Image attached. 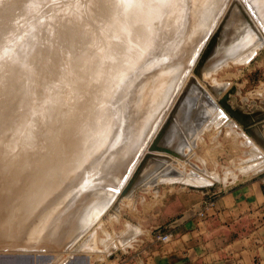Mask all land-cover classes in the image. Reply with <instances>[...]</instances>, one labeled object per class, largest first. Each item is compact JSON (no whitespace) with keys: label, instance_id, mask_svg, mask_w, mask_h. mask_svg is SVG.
<instances>
[{"label":"rangeland","instance_id":"obj_1","mask_svg":"<svg viewBox=\"0 0 264 264\" xmlns=\"http://www.w3.org/2000/svg\"><path fill=\"white\" fill-rule=\"evenodd\" d=\"M97 1L0 0V264L144 263L155 229L186 219L203 222L216 209L215 205L204 217H191L204 200L212 198L216 202L227 191L264 181V19L258 12L260 7L264 12V0H253V5L252 0H163L165 4L159 0L157 5L155 0L149 1L156 2L152 6L160 10L149 3L142 7L141 0ZM93 2L98 4L93 6ZM120 4L126 8L122 6L119 11ZM109 8L117 11L111 10L117 20L119 14L125 17L123 27L130 19H142L149 27L150 20L157 17L159 22L150 23L149 29L144 25L146 35L143 31L144 41L140 43L146 45L135 44L141 39V32L133 30H137L135 25L129 33L131 30L140 39H133L131 33L122 36L129 42L120 39L122 26L105 28L114 19ZM126 9L132 10L127 15L134 16L129 21ZM149 13L156 17L148 18ZM161 20L165 26L161 23L163 29L158 30L155 27ZM192 28L201 30L198 38L193 31L196 39L189 37L194 35ZM146 30L149 38L159 32L151 38L155 42L147 39ZM91 31L95 33L92 41ZM114 38L134 45L117 43L123 54L132 47L140 51L132 50L138 53L135 58L128 57L133 53H125L127 60L132 58L127 63L126 55L121 54L124 58L120 62L121 55L114 54L119 61L115 63L111 53L117 52L109 51L111 47L106 44ZM145 39L153 46L158 44L153 47ZM80 49L84 52L79 53ZM97 54L106 61L95 58L93 62ZM110 55L114 65L119 67L120 63L122 67L124 62L126 66V70L116 68L123 72L118 77L113 78L116 72ZM85 61L87 67L83 66ZM107 62L111 69L101 66ZM80 64L83 72L82 68L78 72L88 74L90 79L73 71ZM161 78L165 81L163 88V81L157 84ZM153 85H161V91L156 87V95ZM152 88L160 101L165 93L164 104L154 101L165 107L158 103L159 109L151 114L155 117L148 121L147 112L148 117L141 112L147 111L148 100L143 101L153 97L149 93ZM91 90L101 91V95ZM105 90L106 96L102 94ZM95 101L100 111L94 108ZM91 108L92 112L88 111ZM103 111L107 117L117 115L111 121ZM96 121L108 126L101 122L97 125ZM138 124L145 131L142 136ZM155 142L178 155L153 148ZM198 177L204 182H197ZM242 197L264 206V184L245 189Z\"/></svg>","mask_w":264,"mask_h":264},{"label":"crops","instance_id":"obj_2","mask_svg":"<svg viewBox=\"0 0 264 264\" xmlns=\"http://www.w3.org/2000/svg\"><path fill=\"white\" fill-rule=\"evenodd\" d=\"M262 183L254 181L218 196L216 209L203 222L195 218L165 225L161 229L173 239L152 238L146 261L140 264H264V206L242 197L245 189Z\"/></svg>","mask_w":264,"mask_h":264},{"label":"bare ground","instance_id":"obj_3","mask_svg":"<svg viewBox=\"0 0 264 264\" xmlns=\"http://www.w3.org/2000/svg\"><path fill=\"white\" fill-rule=\"evenodd\" d=\"M90 1H91V0H90ZM95 1H97V0H95ZM139 1H140V0H139ZM141 1H143V4H140V5H141V6L143 5L144 8H146V7H147V4L149 3L150 0H148V2H145L146 0H141ZM141 1H140V3H141ZM152 1H153V0H151L150 2L152 3ZM155 1L157 2V3L155 2L156 4L153 2L155 5H157V4L160 3L159 0H155ZM85 2H86V1H85ZM97 2H98V1H97ZM97 2H93L91 5L94 6L95 4H98V3H99V2H98V3H97ZM111 2H112V1H110V4H111ZM158 2H159V3H158ZM163 2H164V1L162 0V3H163ZM185 2H187V1H185ZM248 2H249V0H248ZM252 2H253V0L251 1V4H252ZM94 3H95V4H94ZM113 3H114V2H113ZM118 3H119V2H118ZM136 3H137V2L135 1V5H136ZM145 3H147V4H145ZM151 3H149V5H150ZM144 4H145L146 6H145ZM154 4H151V6L154 5ZM164 4H165V2H164ZM253 4H254V2H253ZM253 4H252V5H253ZM258 4H262V3H258ZM258 4H257V5H258ZM29 5H30V4H29ZM59 5H60V4H59ZM82 5H83V4H82ZM120 5H121V4H120ZM138 5H139V2H138ZM140 5H139V6H140ZM86 6H87V4H86ZM95 6H96V5H95ZM122 6H123V5L120 6L121 8L119 7V5L116 6V10H117V8L119 7L118 10L120 9L119 11H121V10H122ZM143 6H142V7H143ZM151 6H150V8H151ZM160 6H161V5H160ZM258 6H259V5H258ZM260 6H261V5H260ZM263 6H264V4H263ZM52 7H53V6H52ZM112 7H115L114 4L112 5ZM112 7L110 6V8H112ZM123 7H124V6H123ZM133 7H134V6H133ZM142 7H140V8H142ZM152 7H153V6H152ZM155 7H156V6H155ZM155 7H153V8H155ZM158 7H159V6H158ZM158 7H156V8L159 9L160 7H159V8H158ZM162 7H163V5H162ZM70 8H71V7H70ZM83 8H84V7H83ZM110 8H109V10H108V13H109V14H111V13H112V14H115V13L118 11V10L115 11V9L113 8L114 10L111 9V10H113V11L115 12V13H113V11L111 12ZM124 8H126V7H124ZM124 8H123V10H124ZM261 8H263V7H260V9H259L260 11H261ZM157 9H156V10H157ZM160 9H161V8H160ZM160 9H159V10H160ZM164 9H165V8H164ZM28 10H29V9H28ZM257 10H258V7H257ZM259 10H258V12L260 13V15L262 16V18L264 19V12H263V11L260 12ZM262 10H263V9H262ZM29 11H30V10H29ZM209 11H210V10H209ZM62 12H64V11H62ZM131 12H132V10H131ZM131 12H129V11L127 12V9H126V15H127V13L129 14V13H131ZM133 12H134V10H133ZM108 13H107V14H108ZM120 13H121V12H120ZM109 14H108V15H109ZM112 14L110 15V17H111V18H114V19H111V20H110L111 22L108 20L109 23L106 24L107 27H105V28H109V29H111V28H113L112 25L115 26V27H117V26H118V27L122 26L121 29H122V32H123V33H122L121 35H119V36L121 37L120 39L123 40L124 38L122 39V36H123V37L125 36V38H126L127 35H128V33H129V29L132 30V29H133L132 26L135 25L134 27H136L137 30H136V29H133V30H134L136 33H137V31H138V33L141 32V33H140V35H141V39H140L139 36H138L139 38L137 37L136 33H134V34H135V37H137V40H139V39L142 40V41L139 40V43H135V44H141V43L144 41V40H143L144 37L142 38V32L144 31L143 28L145 27L144 25H146V22H144L142 19H141L139 22H137L138 19L135 20V19H136V16H135V19H132V20H135L137 23H136V22H133V21L131 22V19H130V22H131V23L129 22L128 26L126 25L127 27H123L125 24L122 25L121 22H122V21L125 22V17H121L122 15L119 14V15L117 16V17H118V20H117L116 16H113ZM121 14H123V16H124V12H123V11H122ZM131 14H132V13H131ZM133 14H134V13H133ZM152 14H153V13H151V14L149 13V15H148V14H146V15H147L148 18L151 19V16H150V15H152ZM27 15H28V14H27ZM87 15H88V14H87ZM115 15H117V14H115ZM126 15H125V16H126ZM134 15H135V14H134ZM153 15H154V14H153ZM153 15H152V17H156V16H153ZM90 16H91V15H90ZM105 16H106V15H104L103 17H105ZM131 16H133V15H127L126 19L128 20L129 18H131ZM88 17H89V16H88ZM107 17H108V16H107ZM137 17H138V16H137ZM187 17H188V16H187ZM123 18H124V19H123ZM133 18H134V16H133ZM89 19H90V18H89ZM98 19L101 20L100 17H99ZM121 19H122V20H121ZM139 19H140V18H139ZM150 19H149V20H150ZM152 19H153V18H152ZM152 19H151L150 22H149V27H150L151 25H154L156 22H159V21H157V17H156V19H155L156 22H155L154 19H153V20H152ZM183 19H184V18H183ZM183 19H182V20H183ZM113 20H114L115 22H114ZM119 20H121V21H120V24H121V25H120V24H119V25H118V24H117V25H114V24H116V21H119ZM127 20H126V24L128 23ZM17 21H18V20H17ZM49 21H50V19H49ZM128 21H129V20H128ZM153 21H154V22H153ZM104 22H105V21H104ZM143 22H144V23H143ZM152 22H153L154 24H152ZM263 22H264V21H263ZM117 23H118V22H117ZM150 23H151V25H150ZM161 23L165 26V24L163 23V20H161L160 23H157V24H159L158 27H155V28H157L158 30H159V29L162 30V29H163V26L160 25ZM95 24L98 25L99 23H95ZM104 24H105V23H104ZM99 25H100V24H99ZM108 25H110L111 27L108 26ZM261 25H262V24H261ZM92 26H93V25H92ZM100 26H101V25H100ZM146 26H147L146 28L149 29L148 25H146ZM159 26H161V28H159ZM97 27H99V26H97ZM131 27H132V28H131ZM152 27H154V26H152ZM152 27H151V28H152ZM76 28H78V26H77ZM99 28H100V27H99ZM123 28H124V29H123ZM250 28H251V27H250ZM88 29H89V28H88ZM90 29H91V28H90ZM109 29H108V30H109ZM113 29H114V28H113ZM115 29H116V28H115ZM77 30H78V29H76V31H77ZM79 30H80V27H79ZM79 30H78V32H79ZM96 30H97V29H96ZM96 30H94V31H96ZM123 30H125L126 33H125ZM131 30H130V33L132 34ZM158 30H156V31H158ZM191 30H192V32H191L192 35L194 34L193 31H196V33L198 34V35H197V38L199 37V32H200V34H201V30H200V29H193V28H192ZM251 30H253V29L251 28ZM76 31H75V34L77 35L78 32L76 33ZM87 32H88V31H87ZM92 32H93V31H91V33H90V34H92V36H90L89 33H88L87 36L85 35V36H86V39L89 38L88 36H90V39H91V41H92V38L94 37L93 34H95V33H92ZM146 32H147V39H151V38L153 37V35H154V36H155V35L157 36V35H158L157 33H159V32H156V33L150 35V38H149V37H148V36H149V34H148L149 31L146 30ZM130 33H129V35H130ZM143 33L146 35L145 31H144ZM191 33H190V34H191ZM126 34H127V35H126ZM150 34H151V33H150ZM188 35H189V34H188ZM195 35H196V34L193 35L194 37H193V36H192V37L189 36V37H190V38H194V39H196V38H195V37H196ZM254 35H255V34H254ZM119 36H118V37H119ZM73 37H75V35H74ZM83 37H84V36H83ZM131 37H133V39L135 38L133 34L131 35ZM84 38H85V37H84ZM153 38H155V37H153ZM157 38H159V37H157ZM183 38H184V36H183ZM250 38H251V37H250ZM250 38H249V39H250ZM73 39H75V38H73ZM73 39H72V41H73ZM111 39H112V38H111ZM117 39L119 40V38H114L113 40H107V41H106V44L109 43V45H110V46L107 45V46H109L108 49L111 47V48L109 49V51H111L112 49H114V50L117 52V53H115V52L112 50V53H111V54H113L112 56H114V54H116L115 56H118V57H119L121 54H123L122 52H124V51H121V50H120V48H121L120 46H121V45H119L120 42H123V41L120 40V42H119V41H117ZM131 39H132V38H131ZM249 39H247V40H249ZM255 39H256V38H255ZM257 39H258V37H257ZM70 40H71V39H70ZM75 40H76V39H75ZM124 40H125V41L128 40V42H129V39H124ZM151 40H152V39H151ZM153 40H154V39H153ZM153 40H152V41H153ZM155 40H157V39H155ZM158 40H159V39H158ZM158 40H157V41H158ZM186 40H189V38L187 37ZM65 41H66V40H65ZM78 41H79V40H78ZM78 41H77V42H78ZM145 41H147V40L145 39ZM190 41H191V43L195 42V41H193V39H192V40L190 39ZM244 41H245V40H244ZM79 42H81V41H79ZM86 42H87V40H86ZM128 42H123V43H128ZM140 42H141V43H140ZM147 42L149 43V42H151V41L148 40ZM153 42H155V41H153ZM158 42H159V41H158ZM255 42H256V41H255ZM71 43H72V42H71ZM73 43H75V41H74ZM73 43H72V44H73ZM87 43H89V42H87ZM87 43H86V44H87ZM117 43H119V44H117ZM123 43H121V44H123ZM131 43H133V42L131 41ZM151 43H152V42H151ZM151 43H150V44H151ZM187 43H188V41H187ZM189 43H190V42H189ZM72 44H71V45H72ZM80 44H81V43H80ZM128 44H129V43H128ZM150 44H149V45H150ZM156 44H158V43L156 42ZM156 44H155V46H156ZM193 44H194V43H193ZM81 45H82V44H81ZM81 45H80V46H81ZM129 45H132V44H129ZM141 45H146V44L143 43V44H141ZM151 45L153 46L154 44L152 43ZM167 45H168V44H167ZM185 45H186V43L184 44V46H185ZM69 46H70V45H69ZM73 46H74V45H73ZM76 46H77V44H76ZM80 46H79V48H80ZM83 46H84V43H83ZM85 46H87V45H85ZM91 46H92V45H91ZM132 46H134V45H132ZM152 46H150V47H152ZM155 46H153V47H155ZM191 46H192V44H191ZM191 46H189V44H188V47H191ZM193 46H195V44H194ZM119 47H120V48H119ZM129 47H130V46H129ZM143 47H144V46H143ZM143 47H142V48L140 47L141 50L143 49ZM153 47H152V48H153ZM186 47H187V45H186ZM83 48H84V47H83ZM127 48H128V46H127ZM130 48H131V47H130ZM130 48H128V49H130ZM140 48H139V49H140ZM144 48H145V47H144ZM146 48H147V47H146ZM76 49L78 50L77 47H76ZM86 49H87V48H86ZM90 49H91V48H90ZM105 49H107V48L105 47ZM125 49H126V47H125ZM125 49H124V45H123L122 50H125ZM153 49H154V48H153ZM153 49H152V50H153ZM96 50H97V49H96ZM132 50H133V47H132ZM132 50L130 49V52H129V53H127V51H128V50H127L125 53H127L128 55H130L131 53H133V51H136V50H135V47H134V50H133V51H132ZM143 50H144V49H143ZM149 50H150V49H149ZM82 51L84 52V49H82ZM85 51H86V50H85ZM106 51H107V50H106ZM109 51H108V52H109ZM131 51H132V52H131ZM138 51H140V50H138ZM138 51H136V52H138ZM146 51H147V53H148V49H146ZM178 51H179V50H178ZM77 52H79V51H77ZM83 52H81V49H80V52H79V53H83ZM102 52L104 53V50H103ZM136 52L133 53L134 55L132 54V55H130V56H128V57L130 58V57H133V56H134V58H135L136 55L138 54V53L136 54ZM144 52H145V51H144ZM149 52H150V51H149ZM52 53H53V52H52ZM103 53H102V56H103L104 58H108L107 56H104ZM125 53L123 54V55H126V56H125L126 60H124V61H125V63H127V62H129L130 60H132V58H131L130 60H127L128 57H127V54H125ZM98 54H100V53H98ZM98 54H97L96 56H94V59H92L93 62H95V58H100V60H105V59H102V58H101L102 56L100 57ZM107 54H109V53H106V55H107ZM117 54H119V55H117ZM135 54H136V55H135ZM158 54H159V53H158ZM78 55H80V54L75 55V58H76V56H78ZM81 55H82V54H81ZM123 55H121V56L118 58V60H119L120 62H121V60H122L121 57L124 58ZM73 56H74V54H73ZM112 56L110 55L109 57L111 58ZM115 56H114V57H115ZM71 57H72V56H71ZM78 57H79V56H78ZM82 57H83V56H82ZM86 57H88V56L86 55ZM114 57H112V58H114ZM143 57H145V56H143ZM147 57H148V56H147ZM75 58H74V59H75ZM83 58H84V57H83ZM91 58H92V57L90 56L89 59H91ZM112 58L110 59L111 61L109 60V61H110V64H111V62H112V60H113ZM116 58H117V57H115V59H114V62H115V63H116V61H118V60H116ZM134 58H133V60H134ZM153 58H154V57H153ZM69 59H70V58H69ZM77 59H78V58H77ZM77 59L75 60L76 63H77ZM80 59H81V58H80ZM87 59H88V58H87ZM87 59H86V60H87ZM98 60H99V59H98ZM136 60H138V61H137L138 63H139V61H141L139 58L136 59ZM69 61H71V59H70ZM83 61H84V59H83ZM88 61H89V60H88ZM90 61H91V60H90ZM105 61H106V60H105ZM107 61H108V60H107ZM119 61H118V62H119ZM122 61H123V60H122ZM126 61H127V62H126ZM71 62H72V61H71ZM73 62H74V61H73ZM86 62H87V61H85V63H86ZM93 62H92V63H93ZM98 62L100 63V61H98ZM98 62H97V63H98ZM102 62H103V61H102ZM114 62H112V67H113V69H115L116 74H115V72L109 70V71L112 72V74H115V75H113V78H114V76H116L117 74H120L119 72H122V70H118V69H121L122 67H123V68H122L123 70L125 69V68H124V66H125L124 62H123V66H122V67H120V63H119V67H117L118 65H116V64H115V65H116V67H115ZM118 62H117V64H118ZM142 62H143V61H142ZM151 62H152V61H151ZM234 62H235V61H234ZM74 63H75V62H74ZM78 63H81V61L78 62ZM85 63H84L83 66H86V65L88 64V63H86V64H85ZM90 63H91V62H89V65H91ZM97 63H96V64H97ZM131 63H132V62H131ZM134 63H135V62H134ZM138 63H136V64L138 65ZM70 64H72V63H70ZM103 64H104V65H107L108 67H105ZM129 64H130V63H129ZM74 65H76V64H74ZM98 65H100V64H98ZM102 65L104 66L103 68H105V69H106V68L111 69V67H109V66H111V65H108V62H107V64H106V63H102L101 66H102ZM121 65H122V64H121ZM137 65H136V66H137ZM140 65H141V64H140ZM160 65H161V64H160ZM170 65H171V64H170ZM80 66H81V67H80ZM93 66H94V64H93ZM101 66H100V67H101ZM130 66H131V65H130ZM130 66H127V67L129 68ZM177 66H178V65H177ZM67 67H69V65H68ZM70 67H72V66H70ZM70 67H69V68H70ZM73 67H74V66H73ZM79 67H80V68H79L78 70L74 69V68H75V67H74V68H73V71L75 70V71L78 72V71L82 68V72H83V67H82L81 64L79 65ZM86 67H87V66H86ZM100 67H98V68H100ZM114 67H115V68H114ZM125 67H126V66H125ZM131 67H132V66H131ZM88 68H89V66H88ZM116 68H118V69H116ZM128 68H127V70H128ZM133 68H134V66H133ZM154 68H155V67H154ZM180 68H181V67H180ZM66 69H67V68H66ZM90 69H91V68H90ZM100 69H102V68H100ZM130 69H131V68H130ZM157 69H159V68H157ZM70 70H71V68H70ZM84 70H85V69H84ZM95 70H96V69H94V71H93V69H92L93 72H95ZM98 70H99V69H98ZM103 70H104V69H103ZM103 70H102V71H103ZM117 70H118V72H117ZM125 70H126V69H125ZM189 70H190V69H189ZM63 71H65V69H64ZM80 71H81V70H80ZM86 71H87V69H86ZM102 71H100L99 73H102ZM162 71H163V70L161 69V72H162ZM213 71H214V70H213ZM68 72H69V70H68ZM84 72H85V71H84ZM89 72H90V70H89ZM93 72H92V73H93ZM104 72H107L109 75H112V74H110V73L108 72V69H107V71L104 70ZM126 72H127V71H124V74H125ZM138 72H139V71H138ZM154 72H156V71H154ZM176 72H177V71H176ZM69 73H70V72H69ZM73 73H74V72H73ZM75 73H76V72H75ZM75 73H74V74H75ZM78 73H79V72H78ZM207 73H209V71H208ZM66 74H67V73H66ZM79 74H80V73H79ZM79 74H77V76H78ZM82 74H83V73H82ZM82 74H80V75H82ZM89 74H90V73H89ZM96 74H97V73H96ZM108 74H107L106 76H105V75H103V76H105V78H106V77L109 76ZM122 74H123V72H122ZM140 74H141V73H140ZM155 74H156V73H155ZM187 74H188V73H187ZM210 74H213L212 71L210 72ZM210 74H209V75H210ZM68 75H69V74H68ZM70 75H71V73H70ZM75 75H76V74H75ZM75 75H74V76H75ZM99 75H100V74H99ZM120 75H121V74H120ZM209 75H208V76H209ZM71 76H73V75H71ZM83 76H86V75L83 74ZM89 76L91 77V75H89ZM92 76H94V75L92 74ZM95 76L98 77V75H95ZM95 76H94V78H95ZM175 76H176V75H175ZM179 76H180V75H179ZM208 76H207V77H208ZM53 77H54V76H53ZM117 77H118V75H117ZM117 77H115V79H116ZM134 77H135V76H134ZM137 77H138V76H137ZM151 77H152V76H151ZM163 77H164V76H162V78H163ZM165 77H166V76H165ZM165 77H164V78H165ZM180 77H181V76H180ZM55 78H56V77H55ZM70 78H71V77H70ZM79 78H80V77H79ZM84 78H85V77H84ZM87 78L90 79V78L88 77V74H87L85 80H88ZM105 78H104V79H105ZM111 78H112V76H111ZM111 78H110V77L108 78V79H109V80H108V83H109V81H111V80H110ZM162 78L160 79V81H159L157 84L160 83V84L162 85V82H161V81H163ZM183 78H184V77H183ZM76 79H78V78H75V80H76ZM81 79H82V78H81ZM95 79H96V78H95ZM99 79H100V78H97V81H98ZM118 79H121V77H119ZM151 79H152V78H151ZM48 80H50V79H48ZM82 80H83V79H82ZM93 80H94V79H93ZM100 80H101V79H100ZM149 80H150V79H149ZM152 80H153V79H152ZM164 80H165V79H164ZM76 81H77V80H76ZM80 81H81V80L79 79L78 82H80ZM90 81H91V80H90ZM113 81L115 82V80H113ZM156 81H157V80H156ZM46 82H47V81H46ZM54 82H55V81H54ZM78 82H74V83H77V84H78ZM84 82H86V81H84ZM84 82H81V83H84ZM88 82H89V81H88ZM94 82H95V81H94ZM98 82H99V81H98ZM98 82H97V84H95L94 89H95L96 86L98 87ZM117 82H118V80H117ZM119 82H120V81H119ZM134 82H135V81H134ZM163 82H164V83H163V85H162V88H163V86H165V85H164V84H165V81H163ZM48 83H49V82H48ZM81 83H80V84H81ZM92 83H93V82H92ZM95 83H96V82H95ZM99 83H100V82H99ZM102 83H103V81H102ZM108 83H106L105 85H108ZM49 84H50V83H49ZM52 84H53V83H52ZM52 84H51V85H52ZM84 84H85V83H84ZM90 84H91V82H90ZM145 84H147V82H146ZM93 85H94V84H93ZM99 85H100V87L103 86V84L101 85V83H100ZM114 85H115V84H114ZM161 85H160V87H161ZM86 86H88V83H87ZM91 86H92V85H91ZM116 86L118 87L117 84H116ZM116 86H114V87H116ZM131 86H132V85H131ZM153 86H154V85H153ZM209 86H210V85H209ZM81 87H82V86H80V88H81ZM83 87H85V86H83ZM100 87H99V88H100ZM104 87H105V86H104ZM108 87H109V86H108ZM108 87H106V89H107ZM154 87H155V88H154L155 93L153 92V88H152V90H151L152 92L149 91V93H151V95L153 96V97H151V98L149 97L150 100H149L148 97H147V99H145L146 95H145V97H144V95H142V93H141L142 96L140 95V97L143 98V99H145L144 101H143V99H142L143 103H144L145 101H147V100L151 102V99L156 98V97L158 96V95H157V96L155 97V95L157 94V90L160 89V91H161V88H160L158 85H156V86H154ZM156 87L159 88V89H156ZM169 87H171V86H169ZM215 87H216V86H215ZM46 88H47V87H46ZM88 88H91V87L89 86ZM102 88H103V87H102ZM122 88H123V87H122ZM56 89H58V88H56ZM83 89H84V88H83ZM91 89H92V88H91ZM94 89H93V90H94ZM103 89H105V88H103ZM108 89H111V87H109ZM108 89H107V90H108ZM85 90H86V89H85ZM177 90H178V89H177ZM123 91H124V90H123ZM164 91H165V90H164ZM87 92H88V90H87L85 93L88 94ZM89 92H90V91H89ZM91 92H92V90H91ZM91 92H90V93H91ZM100 92H101V91H100ZM100 92H99V93H100ZM105 92H107V91H106V90H105L104 92L102 91V94L104 93V95L106 96L107 94H106ZM109 92H110V91H109ZM141 92H142V90H141ZM162 92H163V91H162ZM205 92H206V91H205ZM92 93H96V92H92ZM97 93H98V92H97ZM97 93H96V94H97ZM99 93H98V94H99ZM144 93H145V91H144ZM152 93H154L155 95L152 94ZM158 93H159V92H158ZM206 93H207V92H206ZM86 94H85V95H86ZM164 94H165V93H164ZM164 94H163V96H164ZM78 95H79V94H78ZM82 95H84V94H82ZM82 95H81V97H82ZM93 95H95V94H93ZM99 95H101V93H100ZM138 95H139V93H138ZM170 95H171V94H170ZM73 96H74V95H73ZM87 96H88V95H87ZM102 96H103V95H102ZM105 96H103V97H105ZM126 96H127V95H126ZM163 96H162V95L160 96V97H161V101L158 100V98H159V96H158V97H157V100L154 99L153 102H154V101H155V102L159 101V102H162L161 104H164V103H163V100H164V99H163ZM60 97H61V96H60ZM95 97H96V95H95ZM97 97H98V95H97ZM124 97H125V96H124ZM133 97H134V96H133ZM164 97H165V96H164ZM168 97H169V96H168ZM213 97H214V96H213ZM68 98H69V97H68ZM98 98L101 99L100 97H98ZM87 99H89V98H87ZM94 99L96 100V98H94ZM103 99H104V98H103ZM138 99H139V98H138ZM169 99H171V96H170ZM84 100H85V98H84ZM106 100H107V99H106ZM98 101H99V100H98ZM101 101H102V99H101ZM148 101H147V103H148ZM200 101H201V100H200ZM87 102H88V101H87ZM95 102H96V101H95ZM113 102L115 103L116 101H113ZM113 102H112V104H113ZM128 102H129V101H128ZM136 102L139 103V100L136 101ZM153 102L148 103V104L145 102V103H146L145 105H148V106H149L150 104H152L151 106H153V105L155 106V104H156V106H157V104L159 103V102H158V103H155V102H154V104H153ZM91 103H93V100H92ZM97 103H98V102H96V104L94 103V105H95L94 108H96L97 110H99V109H98L99 107L97 108V106H98ZM102 103H103V102H102ZM102 103H100V105H101ZM108 103H109V101L107 102V104H108ZM138 103H137V104H138ZM141 103H142V102H141ZM141 103H140L138 106H140ZM103 104L105 105V103H103ZM112 104H111V105H112ZM118 104H119V103H118ZM118 104H116V105H118ZM125 104H126V103H125ZM128 104H129V103H128ZM135 104H136V103H135ZM135 104H134V105H135ZM137 104H136V105H137ZM159 104H160V103H159ZM159 104H158V105H159ZM161 104H160V107L163 106V105L161 106ZM85 105H86V104H85ZM96 105H97V106H96ZM130 105H131V104H130ZM165 105H166V103H165ZM168 105H169V104H168ZM91 106L93 107V105H90V106H88V107H91ZM138 106H137V107H138ZM142 106H143V104H142ZM148 106H147L146 109H145V110H147V111H145V112H141L140 110H141L142 108H140V110H138V112L140 111V112L143 114V116H146V117L149 116V117H150V118L148 117L149 119L146 118V119L149 121L151 118L155 117V115L152 116L151 114H153V112H154V114H155V113H156L155 111L159 109V108H158L159 106H157V108H156V107H155V108L153 107V109H152V107H150V106L148 107ZM84 107H85V106H84ZM105 107H106V109H107V112L109 113L110 110L108 111L107 106H105ZM131 107H132V106H131ZM163 107H165V106H163ZM94 108H91V110L88 109V111H91V112H92V109H94ZM110 108H112V107H109V109H110ZM115 108L118 109L119 107H115ZM125 108H126V107H125ZM138 108H139V107H138ZM138 108H137V109H138ZM148 108H150V112H151V113L149 112L150 114H148ZM113 109H114V108H113ZM151 109H152L153 111H151ZM154 109H156V110H154ZM212 109H213V108H212ZM101 110H103V109H101ZM111 110H112V109H111ZM118 110H120V109H118ZM213 110H214V109H213ZM86 111H87V108H86ZM95 111H96V110H94V112H95ZM99 111H100V110H99ZM112 111L115 112L114 110H112ZM112 111H111V113H112ZM136 111H137V110H136ZM142 111H144V109H143ZM217 111H218V110H217ZM91 112H90V113H91ZM105 112H106V110H105ZM105 112L103 111L102 113H103L104 116L107 117L108 114L105 113ZM133 112H135V110H134ZM146 112H147V115H148V116L145 115ZM208 112H209V110H208ZM218 112H219V111H218ZM87 113H88V112H87ZM95 113H96V112H95ZM124 113H125V112H124ZM211 113H212V111H211ZM105 114H106V115H105ZM109 114H110V113H109ZM112 114H114V113H112ZM115 114H116V113H115ZM115 114H114V115H115ZM40 115H42V114H40ZM85 115H86V113H84L83 116H85ZM101 115H102V114H101ZM114 115H111V116L113 117ZM116 115H117V114H116ZM136 115H138L137 112H136ZM136 115H135V116H136ZM150 115H151V116H150ZM98 116H100V115L97 114L96 117H98ZM133 116H134V115H132L131 117H133ZM138 116H139V115H138ZM79 117H81V115H80ZM96 117H94V118L96 119ZM112 117L109 116V117H107V118H108V119L110 118V120H111ZM114 117H115V116H114ZM114 117H113V118H114ZM116 117H117V116H116ZM81 118H82V117H81ZM98 118H99V117H98ZM137 118H138V117H137ZM142 118H143V117H142ZM39 119H40V117H39ZM101 119H102V118H101ZM103 119H104V118H103ZM131 119H132V121H133L134 118H131ZM135 119H136V117H135ZM146 119H143V121L146 120ZM154 119H155V118H154ZM84 120H85V118H84ZM104 120H106V118H105ZM151 120H152V119H151ZM151 120H150V121H151ZM41 121L43 122V120H41ZM88 121H89V120H88ZM102 121H103V120H102ZM102 121H98V123L101 122V124H102V123H103ZM111 121H112V120H111ZM39 122H40V121H39ZM79 122H81V121H79ZM145 122H147V121H145ZM161 122H162V121H161ZM88 123H90V122H88ZM96 123H97V121H96ZM98 123H97V125H99ZM136 123H137V119H136L135 124H136ZM138 123H139V121H138ZM148 123H149V122H148ZM153 123H154V122H153ZM80 124H82V123H80ZM94 124H95V122H94ZM94 124H93V125H94ZM139 124H140V123H139ZM139 124H138L137 127H140V129H141V126H140ZM146 124H147V123H146ZM78 125H79V124H78ZM90 125L92 126V123H91ZM95 125H96V124H95ZM97 125H96V126H97ZM103 125H105V124L103 123ZM136 125H137V124H136ZM233 125H234V124H233ZM82 126H84V125H82ZM105 126H108V125H105ZM105 126H103V127L105 128ZM67 127H68V126H67ZM74 127H75V126H74ZM74 127H73V128H74ZM80 127H81V125H80ZM76 128H77V127H76ZM106 128H107V127H106ZM143 128H144V127H143ZM153 128H154V127H153ZM52 129H53V128H52ZM78 129H79V128H78ZM98 129L100 130V128H98ZM101 129H102V128H101ZM138 129H139V128H138ZM76 130H77V129H76ZM105 130H106V129H105ZM141 130H142V131H141ZM141 130H140V131L142 132V134L140 133L139 130H137V131L139 132L140 136H142L143 133L145 132L143 129H141ZM56 131H58V130H56ZM107 131H108V130H107ZM143 131H144V132H143ZM155 131H156V130H155ZM51 132H53V131H51ZM64 132H65V131H64ZM100 132H101V131H100ZM103 132H104V131H103ZM151 132H152V130H151ZM53 133H54V132H53ZM126 133H127V132H126ZM56 134H57V133H56ZM86 134H87V132H86ZM86 134H84V136H85ZM99 134H100V133H99ZM99 134H98V135H99ZM144 134H145V133H144ZM149 134H150V131H149ZM57 135H58V134H57ZM93 136H94V135H93ZM95 136H96V134H95ZM99 136H100V135H99ZM128 136H129V135H128ZM140 136H139V137H140ZM160 136H161V135H160ZM88 137H90V136H88ZM130 137H131V136H130ZM135 137H136V136H135ZM49 138H50V137H49ZM85 138H86V137H84V139H85ZM132 138H133V137H132ZM74 139H75V138H74ZM91 139H92V138H91ZM137 139H138V137H137ZM63 145H64V144H63ZM79 147H80V146H79ZM190 147H191V146H190ZM153 148H157V149H159V150H161V151H164V152H166V153L169 152V153H171V154H173V155H178V154L176 153V151H174L172 148H170V147H166V146H163L162 144H159L158 142H155V143H154ZM53 151H54V150H53ZM62 153H63V152H62ZM74 153H75V152H74ZM56 154H57V153H56ZM68 154H69V153H68ZM9 157H10V156H9ZM64 157H65V156H64ZM4 159H5V158H4ZM8 159H9V158H8ZM24 159H25V158H24ZM172 160H173V159H172ZM6 161H7V160H6ZM7 163H9V162H7ZM22 164H23V163H22ZM25 164H28V163L26 162ZM63 168H64V167H62V169H63ZM172 168H173V167H172ZM173 169H174V168H173ZM176 169H177V168H176ZM22 170H23V169H22ZM63 170H64V169H63ZM48 171H49V170H48ZM45 172H46V171H45ZM46 174H47V173H46ZM181 176H182V175H181ZM197 176H198V175H197ZM164 178H165V177H164ZM190 178H192V177H190ZM193 178H197V177L193 176ZM205 178H206V177H205ZM52 179H53V178H52ZM187 180H188V179H187ZM187 180H186V181H187ZM194 180H196V179H194ZM194 180H193V181H194ZM198 180H199V177H198V179H197V182H198ZM200 180H201V179H200ZM200 180H199V182H200ZM202 181L204 182L203 179L201 180V182H202ZM194 182H195V181H194ZM201 182H200V183H201ZM203 182H202V183H203ZM190 183H191V182H190ZM51 185H52V184H51ZM130 195H131V194H130ZM121 200H122V199H121ZM91 214H92V213H91ZM89 215H90V214H89ZM89 218H90V217H89ZM13 219H14V218H13ZM132 233H133V232H132ZM130 240H131V239H130ZM80 242H81V241H80ZM90 242H91V241H90ZM81 246H82V245H81ZM83 247H84V246H83ZM86 249H87V247H86ZM94 250H95V249H94ZM86 257H87V256H86ZM72 260H73V259H72ZM84 263H86V262H84ZM84 263H83V264H84ZM76 264H77V263H76Z\"/></svg>","mask_w":264,"mask_h":264},{"label":"built area","instance_id":"obj_4","mask_svg":"<svg viewBox=\"0 0 264 264\" xmlns=\"http://www.w3.org/2000/svg\"><path fill=\"white\" fill-rule=\"evenodd\" d=\"M215 205L216 202L212 198H208L201 203L200 208L194 214H192L191 217H204L209 213V211L215 208ZM153 236L158 241L168 242L172 238V233L163 229H155L153 231Z\"/></svg>","mask_w":264,"mask_h":264}]
</instances>
